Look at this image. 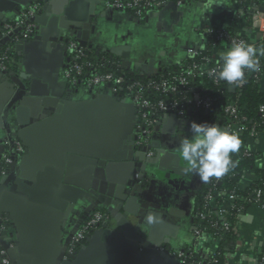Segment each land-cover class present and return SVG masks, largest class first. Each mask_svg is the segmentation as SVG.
<instances>
[{"label":"water","instance_id":"1","mask_svg":"<svg viewBox=\"0 0 264 264\" xmlns=\"http://www.w3.org/2000/svg\"><path fill=\"white\" fill-rule=\"evenodd\" d=\"M106 1L0 0V52L22 31L19 29L6 35L5 25L14 18L16 20L30 5L38 2L44 4L33 19L37 25L33 40L20 41L16 45V51L22 49L27 52L24 73L17 76L15 71L0 69V161L6 149L5 138L12 147L14 138H17L27 153L22 160L13 155L9 172L0 178V217H5L11 223L10 237L16 240L12 242L0 230V244L5 251V254L0 253V264H3V259H8L11 264H63L65 259L68 260L66 264H118L115 256L111 262L101 257L98 263L92 262L96 256L95 238L88 241L89 247H85L80 255L68 254L75 234L69 236L59 252L37 249L45 247L42 245L46 241L44 234L47 228L44 225L51 224L48 230L54 232L56 222L60 220L58 216L67 210L69 204L72 210L78 201H88L90 205L83 220L99 206L107 208L112 220L117 221L123 229L116 244L125 247L138 243L143 248L140 255L145 260L153 258L161 263L179 264L168 251H162L150 238H143L128 215L120 212L117 187L108 182L107 162L112 159L111 154L120 142L117 116L119 94L108 86L107 94H102L98 89L87 102L63 99L61 95L69 85L61 82L54 87L46 77V70L39 64L43 50L47 52L59 48L69 51L70 41L93 50L94 41L101 39L99 32L102 23L96 16L97 6H102L103 17L107 13L117 14L106 8ZM171 6L180 7L172 1L163 9ZM260 11L264 12V6ZM126 18L138 22L128 14ZM96 50V55L106 52ZM112 54L111 58L114 55L122 58L123 67L128 66L124 61L127 56L121 57L116 52ZM60 74L61 71H58L54 80L58 81ZM231 91L235 92L236 88L232 87ZM67 92L71 94L70 89ZM129 100L131 107L138 112L132 100ZM192 113L193 110L189 109L187 116ZM172 116L181 118L175 114ZM14 128L18 131L12 135ZM152 148L158 149V145L142 151L146 154ZM159 155L161 157L155 156L154 160L147 159V164L156 162L159 165L158 174L148 176L151 184L143 186L150 192L155 188L162 190L166 184L174 185L170 175H162L166 169L177 173L185 170L169 152L159 151ZM130 184L139 193L144 192L136 181L131 180ZM105 234L103 241L108 243L113 233L107 231ZM50 240H55V237L51 236ZM121 257L129 261L124 254ZM254 264H259V261Z\"/></svg>","mask_w":264,"mask_h":264},{"label":"crops","instance_id":"2","mask_svg":"<svg viewBox=\"0 0 264 264\" xmlns=\"http://www.w3.org/2000/svg\"><path fill=\"white\" fill-rule=\"evenodd\" d=\"M262 6L264 3H260L259 7ZM103 12L102 6L98 5L96 16H99V23H102V27L106 26L109 31L101 35V39L94 41L92 52L96 55V49H103L110 55L116 52L121 57L127 56L124 61L128 63L127 70L132 74L153 77L179 65L188 58L190 50L202 49L205 43V31L208 28H231L234 32L246 36V39L256 48L257 53L264 55V34L253 30L252 24L249 26L242 17V13L236 12L226 0H204L179 8L171 6L150 12L141 20L122 12H116L117 14L114 15L107 13L103 17ZM126 14L138 22L128 20ZM129 30H136L139 35L143 34L146 37L135 35V38L131 39L126 36ZM155 32L156 38L153 34ZM167 33L173 34L170 38L174 37L175 39L174 44L170 46L159 41L161 36ZM222 52H226V50L220 47L216 56L220 57ZM26 54L27 52L22 49L16 51L19 60L18 69L15 71L17 76L24 73L23 65L26 61ZM113 57L118 58L115 55ZM71 63V53L59 48L47 52L43 50L39 57V64L46 70V77L54 87L57 83L65 82L63 73ZM58 71H61V74L56 81L54 77ZM68 89L71 90V94H68ZM67 90L65 89L62 93V98L77 102H87L97 92V90L69 86ZM100 90L102 94L109 92V88ZM261 91L264 93V76L261 82ZM118 99H120L117 113L120 142L116 151L111 154L112 159L107 162L109 165L107 166V176L108 182L117 187L120 212L128 215V219L141 231L143 238H150L152 243L158 244L160 249L163 248V251L181 250L193 246L196 252L203 257L215 254L220 246V241L208 233L197 236L201 225L196 220L195 212L201 196L214 184L217 178L212 177L208 182H202L194 172H187L186 164L178 151L181 140L191 137L193 122L209 125L214 123L199 120L195 113L185 116L184 119L175 118L172 114H161L157 118L158 125L153 139L158 145V154L159 151L169 152L175 160L180 161V166L185 170L177 173L166 169L162 175H170L174 185L166 184L162 190L155 188L150 192L143 186L150 184L149 174H158L159 165L156 162L147 164V155L135 145L138 131L141 129L139 113L131 107L132 103L126 95L120 93ZM220 128L225 130L223 127ZM246 149L248 154L254 156L255 167L245 172L240 184L242 191L248 190L259 179L258 172L264 171V135L248 140ZM25 156H27L26 148L20 160ZM159 157L161 156L158 155L157 158ZM152 159L154 160V157ZM138 164L142 166H138ZM144 167L146 168L143 169ZM131 180L136 181L140 188H143V194L135 190V187L130 184ZM69 207L58 216L60 220L56 222L58 227L55 226L54 232L48 230L49 227L51 228V224L44 225L47 228L44 234L46 241L42 245L45 247L37 249L42 251L46 248L53 252H59L61 247L65 246L66 240L72 232L78 229L83 215L89 209V202L78 201L73 205L72 210ZM149 216L152 217L151 221L148 220ZM236 226L237 232L233 235L236 242L235 252L227 253L226 264H254L259 261L264 248V209L256 205L246 207L237 218ZM122 230L121 225L113 220L111 226H103L92 233L86 245L75 255H80L85 247H89L88 241L95 238L96 256L92 262L98 263L100 257L111 262L115 256L118 258V264H167L153 258L145 260V257L140 255L143 248L138 243L125 247L116 244ZM107 231L113 233L111 241L108 243L103 241ZM51 236L55 237V240H50ZM8 238L12 242L16 241L10 237L9 232ZM13 246L15 245L13 244ZM122 254L128 257L129 261L122 259ZM67 262L68 260L65 259L63 264Z\"/></svg>","mask_w":264,"mask_h":264},{"label":"trees","instance_id":"3","mask_svg":"<svg viewBox=\"0 0 264 264\" xmlns=\"http://www.w3.org/2000/svg\"><path fill=\"white\" fill-rule=\"evenodd\" d=\"M172 1L176 2L177 0ZM200 1L201 0H189L185 5L195 4ZM226 1L236 12L242 13V17L249 26L252 24V16L256 12L258 5L264 3V0ZM214 29L217 33L205 35L204 46L199 50L196 56H188V58L183 60L179 65L153 77L132 74L123 67V63L120 59L115 57L111 58L107 54L95 55L92 51H86L87 57L81 61V63H93L101 74H113L116 76L125 75L128 80L137 81L142 85L152 81L159 82L169 80L183 72L193 71L194 74L189 77V90H184L185 98H191L194 93H199L202 97L213 100L211 108H196L193 105L185 104L184 100L176 94H162L154 90L145 92L144 96L152 103H157L161 100L166 102L178 101L180 105L185 108L186 116L188 110L192 109L199 120L201 119L208 123L213 122L232 133L236 131V134H238L242 141L239 151L230 154L232 161L235 162V167H231L225 175L217 178V182L212 184L198 201V212L208 216L204 228L202 229L220 241L218 251L209 257H203L198 254L192 246L186 247L184 248L186 259L183 264H226L227 253L235 252V238L231 233L224 231V221L218 216L217 210L213 207L214 205L221 207L225 204H230L231 202L228 201V198L233 197L235 199V210L231 212L229 221L234 222L239 217L242 210L253 205V203L249 201H253L256 198L255 192H262L261 201H264V171L258 172L259 179L248 190L242 191L240 188L245 172L255 167L254 156L247 153V141L264 135V111L261 112V109H264V93L261 91V82L264 76V55L256 53L255 57L259 61L261 70L259 72H252L245 69L244 86L240 89L234 86L236 91H231L233 86L229 85L226 81H221L216 78L218 76V71L215 75L211 74L212 70L220 68L221 62L217 65L208 64L207 60H213L220 47H223L226 51L231 47L228 42L218 39V33L226 32L240 39H246V36L240 35L228 27ZM5 48H10L9 58L11 62L8 64V68L17 71L19 60L12 44ZM85 70L87 74L88 71L87 69ZM202 70L205 71L203 76H200L199 73ZM86 74L81 77V80H86L88 78ZM79 87L80 86H76L74 88ZM102 89H107V86L102 87ZM228 107L235 108L236 113L234 116L226 112ZM160 115L161 114H158L157 116ZM253 129L256 132L255 138H251ZM210 191H212L211 193L214 197L213 201L207 199ZM102 211L104 213V210ZM263 257L264 248L260 254V264H264V261H262Z\"/></svg>","mask_w":264,"mask_h":264},{"label":"built area","instance_id":"4","mask_svg":"<svg viewBox=\"0 0 264 264\" xmlns=\"http://www.w3.org/2000/svg\"><path fill=\"white\" fill-rule=\"evenodd\" d=\"M189 0H177L176 3L178 6L185 5ZM204 1V0H201ZM242 1V0H237ZM172 2V0H107L105 2V6L107 9L116 11V12H122V13H128L138 19H143L148 13L153 11H159L163 9L168 3ZM258 5V8L256 12L252 16V29L255 31H258L260 33L264 34V12L262 13L260 11ZM41 8L40 4H36L32 6L30 9H28L26 12H24L19 20L16 23H9L6 25L5 29L7 34H13L15 31L22 29L21 35L17 36L15 39V43H19L22 40L29 39L30 36H32L36 30V25L34 23H31L32 19L35 18L37 13L39 12ZM217 33L214 28H208L205 31L206 34H213ZM218 39L222 41H226L229 43V45L232 47L234 44L240 43L243 41L245 44L252 45L247 39H240L237 37H233L229 35L226 32H220L218 33ZM230 47V48H231ZM70 49L73 54V63L71 67L67 68L63 75L64 80L69 86H80L88 90H98L102 89V87L108 88V86L112 87V90L114 93H122L126 95L128 98L132 100L134 105L136 106L141 125L144 128L143 131L146 134H150L153 128L155 127L157 123V116L158 114H175L178 117H185L186 116V110L183 106L180 105L178 101L173 102H166L164 100H161L157 103H152L148 98L144 96L145 92H149L150 90H154L158 93L162 94H176L179 97H181L185 104L187 105H193L196 108H202V109H209L211 108L213 104V100L210 98H204L199 93H194L191 98L186 99L185 98V91L186 89L189 90L190 83H189V77H191L194 72L193 71H186L182 74H179L178 76L172 77L169 80L165 81H152L148 84L142 85L141 83L137 81H130L128 80L125 75H113V74H101L98 72L96 66L93 63L90 62H84L81 63L87 56H86V49L80 47L78 43H72L70 45ZM9 51L10 48L5 49L4 54L1 56L0 59V69L3 71L8 70V64L10 62L9 58ZM199 51L190 50L189 55L192 57L196 56ZM208 64H219L220 63V57H215L213 60H207ZM87 69V74L86 70ZM205 70H202L199 74L200 76H203ZM217 71H219V68L212 70L211 74L215 75L217 74ZM87 75L86 80H81V77L83 75ZM231 86H236L238 89L242 88L244 86V83H234L229 84ZM264 109H261V112H263ZM228 114L234 116L236 111L233 107H228L227 111ZM242 130V129H241ZM240 131V130H239ZM233 133H236V131H233ZM256 137V132L253 129L251 132V138ZM17 149L19 152H23V147L21 142H18ZM12 164V158L9 155H5L4 158L0 161V173L2 175L6 174L5 169L10 167ZM209 192V195L207 196L208 200L213 201V195ZM256 198L252 201L250 200V203H253V205L258 206L259 208L264 209V201H261L262 192L257 191L255 192ZM228 201H230V204H225L221 207H218L214 205V209L217 210V214L224 221L223 223V229L224 231L231 233L234 235L237 232V226H236V220L234 222L229 221V217L231 216V212L235 210L234 201L235 199L233 197H229ZM207 217L205 214L199 213L198 219L200 221V229L197 231V236H200L201 234H204L207 232L204 231V224L207 221ZM110 220V216L107 213L103 212H96L91 217L87 218L83 221L80 229L76 233V235L73 237L72 242L68 249V254L73 255L75 254L76 250L83 245L92 233L94 231L98 230L101 225H104L106 222ZM8 222V220L5 217H0V230L2 231L5 228V224ZM0 253L5 254V251L3 250L1 244H0ZM170 255L173 258H176L179 261V264H183L186 257L184 252H175L170 253ZM262 261H264V257L262 258ZM216 262V261H214ZM213 262V263H214ZM3 264H11L8 259H3ZM260 264V262H259Z\"/></svg>","mask_w":264,"mask_h":264},{"label":"clouds","instance_id":"5","mask_svg":"<svg viewBox=\"0 0 264 264\" xmlns=\"http://www.w3.org/2000/svg\"><path fill=\"white\" fill-rule=\"evenodd\" d=\"M257 50L243 41L234 44L220 54V68L217 79L229 84L244 83L245 69L259 72L260 64L256 59ZM191 137H185L179 145V155L186 164L187 172H194L202 182L225 175L235 167L230 154L238 152L242 141L238 134L207 123L191 124ZM149 216L148 220L151 221ZM259 234V233H257Z\"/></svg>","mask_w":264,"mask_h":264},{"label":"flooded vegetation","instance_id":"6","mask_svg":"<svg viewBox=\"0 0 264 264\" xmlns=\"http://www.w3.org/2000/svg\"><path fill=\"white\" fill-rule=\"evenodd\" d=\"M36 4H40L41 5V8H40V10H39V12L37 13V15L41 12V10H42V8H43V3L42 2H38V3H35V4H32V5H30L28 8H26L24 11H22L21 12V14H20V16L24 13V12H26L28 9H30L32 6H34V5H36ZM36 15V16H37ZM20 16H18L17 18H16V20L14 19V20H12L10 23H16L18 20H19V18H20ZM35 16V17H36ZM144 19V18H143ZM141 20V19H140ZM31 23H34L33 22V19H32V21H31ZM9 24V23H8ZM35 24V23H34ZM7 25V24H6ZM6 25H5V27H6ZM36 25V24H35ZM36 27H37V25H36ZM133 27V26H132ZM133 29H134V27H133ZM156 30H158V28H156ZM155 30V31H156ZM109 31V29L105 26L104 28L102 27L101 29H100V35H103V34H105V33H107ZM104 32V33H103ZM137 31L135 30V31H132V30H129V31H127V33H126V36H129V38H131V39H133V38H135V35H138V36H140V37H145V35H143V34H141V35H139V33L137 34L136 33ZM35 33H36V30H35V32H34V34L32 35V36H30L29 37V39H27V40H22V41H27V42H30L31 40H33V38L35 37ZM154 34V36H155V38H156V32L155 33H153ZM6 35H8L7 34V32H6ZM19 35H21V32H20V34H18L17 36H19ZM171 35H173V34H170V33H167V34H165V35H162L161 36V39L159 40V41H163V42H165L168 46H170V45H172V44H174L173 42H175L174 40V37H172V39L170 38V36ZM16 37V35L13 37V39H12V41L10 42V44H12V46H13V49H14V51H15V53H16V45H17V43H15L14 41H15V38ZM158 40H157V42H158ZM166 40V41H165ZM168 40V41H167ZM72 43H74V41H70V43H69V45H68V49H69V51L71 52V55H72V63H73V54H72V51H71V49H70V45L72 44ZM76 43V42H75ZM9 44V45H10ZM9 45H7V46H9ZM6 46V47H7ZM5 47H3L2 49H1V52H0V59H1V56L4 54V52H5ZM172 49H173V47H172ZM87 51H92V50H89V49H86ZM100 54H107V55H109V56H111L108 52H102V53H100ZM99 54V55H100ZM119 59V58H118ZM121 61H122V59H120ZM10 62H11V60H10ZM9 62V63H10ZM72 63L69 65V67H71V65H72ZM68 67V68H69ZM126 69H127V67H126ZM8 70H10L9 68H8ZM10 71H14V70H10ZM69 87H72V86H69ZM185 118V117H184ZM157 125H158V123H156V125H155V127L153 128V130L151 131V133L150 134H146L144 131H143V127H142V125H141V129L138 131V134H137V139H136V143H135V145L137 146V147H139V148H141L142 150L144 149V148H147V147H150V146H153L156 142H154V139H153V137H154V134H155V130H156V127H157ZM16 130H15V128L12 130V135H15L16 133ZM18 142H20L17 138H14V140H13V147L11 146V143H10V141L8 140V139H6L5 138V140H4V143H5V145H6V149H5V153L2 155V159L4 158V156L5 155H9L11 158H12V156L13 155H15L16 156V158L18 159V160H20V157H22V155L24 154V151H25V148H24V146H23V144H22V147H23V152H19L18 151V149H17V144H18ZM146 155H147V158H153V157H155V156H158L159 154H158V151H157V149H154V148H152L151 150H147V153H146ZM1 159V160H2ZM12 163H13V160H12ZM9 168L10 167H8L7 169H5V171H6V174L9 172ZM5 174V175H6ZM1 176H3L1 173H0V178H1ZM217 182V179H216V181L214 182V183H216ZM150 184H151V182H150ZM149 184V185H150ZM151 187V186H150ZM90 206V205H89ZM102 210H104V213H107L109 216H110V220L108 221V222H106L104 225H101V227H103V226H106V227H109V226H111V223H112V218H111V215L108 213V211H107V208L105 207V206H99L95 211H92L87 217H86V219L87 218H89V217H91L94 213H96V212H101ZM103 212V211H102ZM198 215H199V212H198V209H196V212H195V216H196V220L198 221V222H200L199 221V219H198ZM83 217H84V215H83ZM82 217V218H83ZM86 219H84V220H86ZM83 219L81 220V223H80V225H79V227H78V229L76 230V231H73L72 232V234H75L76 235V233L78 232V230L80 229V227H81V225H82V223H83V221H84ZM100 227V228H101ZM9 230H10V223L9 222H6V224H5V228L2 230V232H4V235H5V237L6 238H8V232H9ZM95 232V231H94ZM74 235V236H75ZM91 236V235H90ZM90 237H88V239H89ZM86 243H87V241L83 244V245H81L77 250H76V252H78V250H80L81 248H83L85 245H86ZM193 247V246H192ZM162 251H163V248L161 249ZM76 252H75V254H76ZM169 253H175V252H184V249H181V250H173V251H168ZM75 254H73V255H75Z\"/></svg>","mask_w":264,"mask_h":264},{"label":"rangeland","instance_id":"7","mask_svg":"<svg viewBox=\"0 0 264 264\" xmlns=\"http://www.w3.org/2000/svg\"><path fill=\"white\" fill-rule=\"evenodd\" d=\"M149 36H150V37H152V35H151V34H149ZM145 37H146V36H145Z\"/></svg>","mask_w":264,"mask_h":264}]
</instances>
